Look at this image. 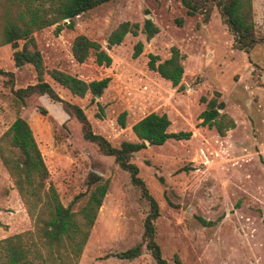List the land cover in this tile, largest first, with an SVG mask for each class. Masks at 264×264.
Returning a JSON list of instances; mask_svg holds the SVG:
<instances>
[{
	"label": "rangeland",
	"instance_id": "374dc122",
	"mask_svg": "<svg viewBox=\"0 0 264 264\" xmlns=\"http://www.w3.org/2000/svg\"><path fill=\"white\" fill-rule=\"evenodd\" d=\"M253 7L256 30L264 38V0H253ZM147 19L160 29L152 40L129 34L107 49L108 37L121 23L142 28ZM55 30L34 33L48 69L86 82L111 79L102 97L78 98L46 78L64 100L84 109L95 133L117 148L138 143L132 127L151 113L167 114L171 133H192L190 140L150 145L131 158L160 206L155 227L163 257L172 262L178 255L183 264H264V43L250 53L236 50L216 8L209 18L189 16L180 0H114L77 17L73 29L59 35ZM78 35L100 43L112 66H98L94 54L77 63L71 48ZM138 42L144 49L135 58ZM173 47L185 68L177 87L149 67L151 55L162 62ZM13 53L10 45L0 46V69L15 74L13 84L0 77V138L17 117L29 122L65 206L87 190L90 172L110 181L79 264H157L145 247L137 258L123 257L143 243L150 209L141 190L113 157L84 140L81 125L61 104L38 95L26 106L16 103L12 91L36 84L37 77L29 65L17 68ZM217 92L224 112L236 122L225 137L201 125L204 99ZM39 107L48 114L41 115ZM123 112L125 128L118 121ZM30 230L33 223L0 158V240Z\"/></svg>",
	"mask_w": 264,
	"mask_h": 264
},
{
	"label": "trees",
	"instance_id": "16d2710c",
	"mask_svg": "<svg viewBox=\"0 0 264 264\" xmlns=\"http://www.w3.org/2000/svg\"><path fill=\"white\" fill-rule=\"evenodd\" d=\"M114 0H0V46L10 45L14 49L13 60L17 68L31 66L36 73L37 83L13 90L18 105L26 106L33 96H47L52 102L61 104L63 110L74 117L82 128L85 141L97 146L100 152L113 157L116 164L128 172L132 183L141 190L142 197L149 205V213L144 224L143 243L123 254L133 259L142 254L145 247L157 264H183L178 255L172 262L163 257L156 241L155 222L160 217V206L140 177V169L131 158L134 152L147 147L163 146L169 140H190L191 132L171 133V120L167 114L151 113L133 125L132 131L138 143L124 142L117 148L105 137L94 132L84 109L64 100L46 80L66 89L72 96L85 98L87 95L102 97L111 79L86 82L77 76L59 69H48L34 33L56 26L59 35L65 28L73 29L75 19L93 9ZM158 1V0H157ZM189 16L198 14L210 17L216 8L224 24L234 36V48L250 53L264 38L258 35L254 20L253 0H180ZM182 23L181 20L178 22ZM160 29L152 20H145L144 26L138 23H121L107 39V49L123 43L131 34L146 35L152 40ZM134 57L143 53L144 44L138 42L134 47ZM74 60L85 63L92 54L95 63L101 67H111L113 58L103 46L87 37L78 35L72 43ZM149 67L159 73L174 87L180 85L185 68L183 56L178 48L171 49V56L160 62L159 56L151 55ZM159 62V63H158ZM0 77H7L13 84L14 72L0 69ZM221 94L207 103L201 113V125L215 128L221 137L236 128L234 119L224 112L225 103ZM103 112V107L99 105ZM39 113L48 114L45 107ZM100 116V115H99ZM127 112L119 116V124L125 128ZM0 158L18 190L26 211L33 223V230L16 234L0 240V264H79L87 245L98 214L108 193L110 181L97 172H90L84 193L76 196L69 206H65L55 186L50 181V172L43 153L37 143L29 122L17 117L10 128L0 138ZM205 224H210L203 221Z\"/></svg>",
	"mask_w": 264,
	"mask_h": 264
},
{
	"label": "water",
	"instance_id": "95a60500",
	"mask_svg": "<svg viewBox=\"0 0 264 264\" xmlns=\"http://www.w3.org/2000/svg\"><path fill=\"white\" fill-rule=\"evenodd\" d=\"M96 98H99V96H97ZM147 146H150L149 142H147ZM135 153V152H134Z\"/></svg>",
	"mask_w": 264,
	"mask_h": 264
}]
</instances>
